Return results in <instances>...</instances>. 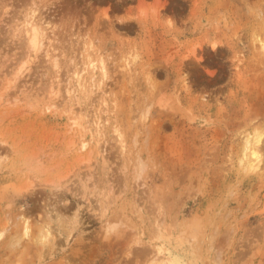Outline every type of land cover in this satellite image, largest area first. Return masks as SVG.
Here are the masks:
<instances>
[{
  "label": "rangeland",
  "instance_id": "1",
  "mask_svg": "<svg viewBox=\"0 0 264 264\" xmlns=\"http://www.w3.org/2000/svg\"><path fill=\"white\" fill-rule=\"evenodd\" d=\"M0 264H264V0H0Z\"/></svg>",
  "mask_w": 264,
  "mask_h": 264
},
{
  "label": "bare ground",
  "instance_id": "2",
  "mask_svg": "<svg viewBox=\"0 0 264 264\" xmlns=\"http://www.w3.org/2000/svg\"><path fill=\"white\" fill-rule=\"evenodd\" d=\"M32 26L33 25H28V27H27V29L25 31L27 33V36L28 35L31 36V40H30L31 41V47H32V49H34L35 46H36L37 37H36V30H35L34 27L32 28ZM249 149H250V144L247 142V144H246V151H248ZM249 155L252 158H256V155L253 152H249Z\"/></svg>",
  "mask_w": 264,
  "mask_h": 264
}]
</instances>
